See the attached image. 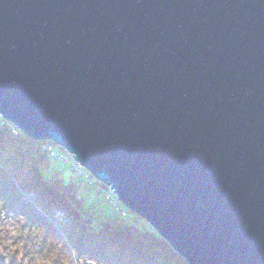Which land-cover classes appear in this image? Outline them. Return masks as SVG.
Wrapping results in <instances>:
<instances>
[{"label": "water", "instance_id": "95a60500", "mask_svg": "<svg viewBox=\"0 0 264 264\" xmlns=\"http://www.w3.org/2000/svg\"><path fill=\"white\" fill-rule=\"evenodd\" d=\"M0 117L187 264H264V0H0Z\"/></svg>", "mask_w": 264, "mask_h": 264}, {"label": "trees", "instance_id": "16d2710c", "mask_svg": "<svg viewBox=\"0 0 264 264\" xmlns=\"http://www.w3.org/2000/svg\"><path fill=\"white\" fill-rule=\"evenodd\" d=\"M43 143L0 119V212L14 215L18 247L8 250L0 239V264H187L150 226L132 225L130 211L123 219L96 205L86 208L81 192L98 187L99 195L108 200L107 193L124 209L91 175L51 173ZM55 209L70 217L71 230L53 220Z\"/></svg>", "mask_w": 264, "mask_h": 264}, {"label": "rangeland", "instance_id": "374dc122", "mask_svg": "<svg viewBox=\"0 0 264 264\" xmlns=\"http://www.w3.org/2000/svg\"><path fill=\"white\" fill-rule=\"evenodd\" d=\"M0 119L4 120L2 117H0ZM52 151L55 154H57L58 157L54 158V156H52V154L50 153L52 157L51 173L55 171H60L66 175L71 174L72 171L74 175H79L80 172L82 174L88 173L74 160L73 156L70 153H68L65 149L61 148L60 146L54 145L52 143ZM84 171H86L87 173H85ZM93 180L96 183L104 186V188L108 189L106 185L102 184L94 177ZM98 192H99L98 187L88 188L87 190L81 192V195L84 198V206L86 208L92 205H96L101 209L103 214L106 216H110L114 218H123V219H126V217H128L129 209H127L122 203H120L117 198L115 199L124 207V209H117V207L114 206L112 200H110L111 197L108 196L107 193H106V198L108 200H105L104 196L99 195ZM109 193H111L110 190ZM111 196L114 195L111 193ZM133 215L134 216L129 219L132 225L139 228L140 230H145L148 228L149 225L143 219L139 218L135 214ZM52 217L53 220H56L57 222L61 223L68 230H71L73 228L70 217L64 215V211L55 209ZM15 225L16 223L14 221L13 214H10L9 216L6 217L2 212H0V239H2V243H3L1 246L5 244L8 250H13V249L18 250V247L16 246L14 241L16 235ZM76 264H82V263H76Z\"/></svg>", "mask_w": 264, "mask_h": 264}, {"label": "built area", "instance_id": "2783aa9c", "mask_svg": "<svg viewBox=\"0 0 264 264\" xmlns=\"http://www.w3.org/2000/svg\"><path fill=\"white\" fill-rule=\"evenodd\" d=\"M5 121V120H4ZM16 128V127H15ZM16 130H18L17 128H16ZM19 131V130H18ZM14 132H16V131H14ZM42 149H43V151H48V152H50L51 154H52V156H54V158H57L58 157V155L57 154H55L53 151H52V143L51 142H45L44 143V145H43V147H42ZM78 176H80V177H83L84 179H88V178H90L89 176H90V174H82L81 172L79 173V175Z\"/></svg>", "mask_w": 264, "mask_h": 264}]
</instances>
